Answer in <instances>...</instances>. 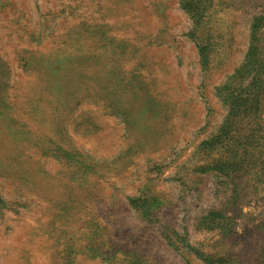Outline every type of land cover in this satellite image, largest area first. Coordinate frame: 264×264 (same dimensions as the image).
Listing matches in <instances>:
<instances>
[{"label":"rangeland","instance_id":"rangeland-1","mask_svg":"<svg viewBox=\"0 0 264 264\" xmlns=\"http://www.w3.org/2000/svg\"><path fill=\"white\" fill-rule=\"evenodd\" d=\"M0 264H264V0H0Z\"/></svg>","mask_w":264,"mask_h":264}]
</instances>
